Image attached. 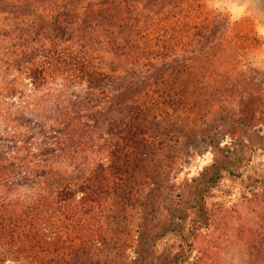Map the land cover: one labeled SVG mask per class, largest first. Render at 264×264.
<instances>
[{
    "label": "rangeland",
    "instance_id": "obj_1",
    "mask_svg": "<svg viewBox=\"0 0 264 264\" xmlns=\"http://www.w3.org/2000/svg\"><path fill=\"white\" fill-rule=\"evenodd\" d=\"M138 7L147 15L140 44L150 61L106 65L139 79L126 101L132 135L109 162L115 176L99 205V244L73 238L68 258L151 264L173 252L179 236L163 230L166 204L176 195L188 202L193 181L226 162L233 173L207 195L212 224L194 241L192 262L264 264V8L258 0H144Z\"/></svg>",
    "mask_w": 264,
    "mask_h": 264
},
{
    "label": "trees",
    "instance_id": "obj_2",
    "mask_svg": "<svg viewBox=\"0 0 264 264\" xmlns=\"http://www.w3.org/2000/svg\"><path fill=\"white\" fill-rule=\"evenodd\" d=\"M142 1L0 0V264H72L73 238L99 244L109 162L132 135L126 101L139 91L138 78L106 65L150 61ZM226 171L212 164L188 202L166 204L163 230L179 240L151 264H200L194 241L212 224L207 195Z\"/></svg>",
    "mask_w": 264,
    "mask_h": 264
},
{
    "label": "flooded vegetation",
    "instance_id": "obj_3",
    "mask_svg": "<svg viewBox=\"0 0 264 264\" xmlns=\"http://www.w3.org/2000/svg\"><path fill=\"white\" fill-rule=\"evenodd\" d=\"M259 1V4L262 8H264V0H258Z\"/></svg>",
    "mask_w": 264,
    "mask_h": 264
}]
</instances>
